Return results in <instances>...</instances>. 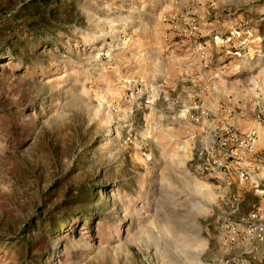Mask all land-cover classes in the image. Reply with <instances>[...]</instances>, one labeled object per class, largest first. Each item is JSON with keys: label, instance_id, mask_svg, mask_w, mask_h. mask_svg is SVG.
Listing matches in <instances>:
<instances>
[{"label": "rangeland", "instance_id": "rangeland-1", "mask_svg": "<svg viewBox=\"0 0 264 264\" xmlns=\"http://www.w3.org/2000/svg\"><path fill=\"white\" fill-rule=\"evenodd\" d=\"M0 53V264H264V0H0Z\"/></svg>", "mask_w": 264, "mask_h": 264}, {"label": "trees", "instance_id": "trees-1", "mask_svg": "<svg viewBox=\"0 0 264 264\" xmlns=\"http://www.w3.org/2000/svg\"><path fill=\"white\" fill-rule=\"evenodd\" d=\"M30 44H31V42H29V45ZM79 190H80L79 195L74 196L73 199L71 200V202H73V203H75V202L76 203H80V202H86L88 200V198L86 197V195H84V193L86 192V190H84L83 187H81V189H79ZM70 215H71L70 213H66L64 215L65 217H61V219H58V220H55L54 219L55 221L54 220L53 221H48V226L51 227L53 229V231L55 232L56 226L58 224H61L62 222H63L62 224H64V222L66 223L67 221H69V216Z\"/></svg>", "mask_w": 264, "mask_h": 264}, {"label": "crops", "instance_id": "crops-1", "mask_svg": "<svg viewBox=\"0 0 264 264\" xmlns=\"http://www.w3.org/2000/svg\"><path fill=\"white\" fill-rule=\"evenodd\" d=\"M260 149H262V150L260 151ZM255 151H257L258 153L260 152L261 154L264 151V132L263 131H262V133H259V141L257 143Z\"/></svg>", "mask_w": 264, "mask_h": 264}, {"label": "built area", "instance_id": "built-area-1", "mask_svg": "<svg viewBox=\"0 0 264 264\" xmlns=\"http://www.w3.org/2000/svg\"><path fill=\"white\" fill-rule=\"evenodd\" d=\"M247 139H248L249 141L254 142L255 139H256V135H255V133H254V132L248 133V135H247ZM241 175H242V174H241Z\"/></svg>", "mask_w": 264, "mask_h": 264}]
</instances>
